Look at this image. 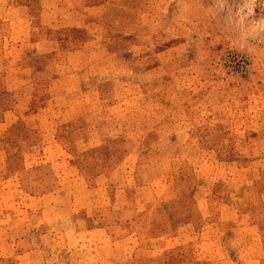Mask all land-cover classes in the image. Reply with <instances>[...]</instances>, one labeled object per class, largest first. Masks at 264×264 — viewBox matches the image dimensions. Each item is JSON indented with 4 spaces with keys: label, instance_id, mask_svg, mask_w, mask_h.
<instances>
[{
    "label": "rangeland",
    "instance_id": "obj_1",
    "mask_svg": "<svg viewBox=\"0 0 264 264\" xmlns=\"http://www.w3.org/2000/svg\"><path fill=\"white\" fill-rule=\"evenodd\" d=\"M0 264H264V0H0Z\"/></svg>",
    "mask_w": 264,
    "mask_h": 264
}]
</instances>
